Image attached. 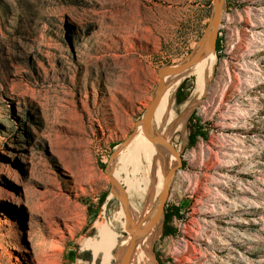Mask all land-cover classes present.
<instances>
[{
  "label": "rangeland",
  "instance_id": "374dc122",
  "mask_svg": "<svg viewBox=\"0 0 264 264\" xmlns=\"http://www.w3.org/2000/svg\"><path fill=\"white\" fill-rule=\"evenodd\" d=\"M214 27L215 0H0V264H122L158 174L155 150L114 154ZM218 42L206 84L170 96L182 168L149 264H264V0H223Z\"/></svg>",
  "mask_w": 264,
  "mask_h": 264
},
{
  "label": "bare ground",
  "instance_id": "6f19581e",
  "mask_svg": "<svg viewBox=\"0 0 264 264\" xmlns=\"http://www.w3.org/2000/svg\"><path fill=\"white\" fill-rule=\"evenodd\" d=\"M208 41H209V39H207L205 42L203 41L204 43H202L200 45V47L197 49V51L195 52V53H197V52L202 51V55H201V57L197 63H195L194 65H192L191 67L187 68L186 70H184L180 73L171 74V75H168L166 78H164V86H165L164 92L161 96V100H160L159 105L155 111L153 119L147 127V133L150 134L151 136H155V135L162 136L163 138H165V140L167 142L170 143L171 131L173 129H179L182 126H184L183 116H182V118L179 119V121L176 120L175 122H172L173 121L172 117H170L168 114V113H171L170 112V108H171L170 96L172 95L171 93L173 91V88L190 76H196L197 77V88L199 87V85L203 86L206 84L208 77H209L208 75L211 72V69H212L214 62H215V59H216V54L214 52L215 47L214 46H211L209 48L205 47ZM181 63L182 62H180L176 65H179ZM157 96H158V92L156 91V93L154 95V99ZM180 115H178V116H180ZM183 115H184V117L186 116V114H183ZM152 150L153 151L155 150V155H154L153 159H155L154 165H155L156 171L154 170V172L158 174V180H155V182L156 181L157 182L155 183L156 186L155 185L154 186L157 187V185L159 184V180L161 178V183H160L159 187L161 188V190H163V181L164 180H163V173H161V170H160L159 158H161L164 155L165 149L163 147L154 145L152 142L149 141L147 136H145V132H144L141 124L137 126V130H136L135 134L133 135V137L131 138L130 142L127 145H125L119 149V152H117L118 153L117 156H122V158H121L122 161H127V157H129V156L126 155V152H129V154H131V157H132L131 159H133L135 157H140V158H145L147 160L148 153H149V151L151 152ZM152 154H153V152H152ZM169 156H170V160H171V158L173 159L172 161H170L171 165H173V163H174L173 161L176 160V158H173V156L170 154H169ZM165 158H166V156H165ZM165 161H167V160H165ZM132 163L133 162H131V164ZM135 164H137V163H135ZM132 171H133V168H132ZM138 171H139V169H138ZM116 174H114V175L116 176ZM165 174L167 177L168 172H165ZM149 187H150V189L148 192V197L146 198L147 199V204H146L147 207H146L145 211L138 217V219H137V217L135 219V221H137V223H138V221L139 222L142 221L141 224H138V225L140 226L141 229L147 230V233H145V234H143L137 238L136 243H135V249L133 251L130 264H149L150 253H151V250L153 247L150 243V239H152V240L155 239L156 232H157L158 228L160 227L161 221L163 220L162 219L163 216H161L159 219H156L158 209H159V205L155 206V203H156L157 195L159 192H157L155 187H152V186H149ZM153 207H155V209L152 212L151 210ZM95 227L97 229V234H102L101 223H98V221H97ZM117 240H120V239H117ZM117 240H114L113 243L117 244L116 243ZM122 240L123 241L126 240V242L129 241V239H122ZM131 240H132V236H131ZM146 247H147L148 255L146 253ZM127 248H128V246H125V250H127ZM136 250H138V251L136 252ZM110 258H114L113 253H111Z\"/></svg>",
  "mask_w": 264,
  "mask_h": 264
},
{
  "label": "water",
  "instance_id": "95a60500",
  "mask_svg": "<svg viewBox=\"0 0 264 264\" xmlns=\"http://www.w3.org/2000/svg\"><path fill=\"white\" fill-rule=\"evenodd\" d=\"M222 17H223V0H215V27L213 32L210 34V37L208 38L209 41L206 44V48H209L211 46H214L216 49L218 38H219V29L221 27L222 23ZM202 55L201 52L194 53L191 57H189L187 60L182 62L179 65H173L170 67L163 68L159 71V84H158V96L154 99L151 108L146 112V114L143 116L141 126L143 127V130L145 132V136L149 139L150 142L153 144H156L157 146H165L169 149V151L175 156L177 160V165L173 167L172 169L169 170L168 175L165 179V186L161 195V199L159 202V209L157 213L156 219H159L161 216L164 215L165 207H166V202L169 196V184L171 181L172 176L177 172L180 168H182V158L181 155L175 150V148L165 140L162 136H151L150 134L147 133V127L150 124V122L153 119V116L155 114V111L159 105V102L161 100V96L164 92V78L168 75L171 74H177L180 73L187 68L191 67L195 63H197ZM161 146V147H162ZM117 154H114V160L116 159ZM113 187L115 188V180L112 179ZM118 196L119 199L126 205V199L124 196L120 195L116 190L114 191ZM126 212L129 215V211L127 209V206L125 207ZM130 224V223H129ZM128 226V225H127ZM128 229V228H127ZM132 231V240L131 243L129 244L123 258H122V264H130L131 257L133 254V251L135 249V243L136 240L139 236L147 233V230L141 229L140 226H133L129 228Z\"/></svg>",
  "mask_w": 264,
  "mask_h": 264
},
{
  "label": "trees",
  "instance_id": "16d2710c",
  "mask_svg": "<svg viewBox=\"0 0 264 264\" xmlns=\"http://www.w3.org/2000/svg\"><path fill=\"white\" fill-rule=\"evenodd\" d=\"M217 53L220 51L219 42H217ZM186 82H184L177 90V99L178 103L182 104L186 101V96L182 94L183 90L186 87ZM188 130H189V148H193L198 139L201 138L203 140H207L208 132L205 129L204 125L201 123V120L194 113L188 122Z\"/></svg>",
  "mask_w": 264,
  "mask_h": 264
},
{
  "label": "crops",
  "instance_id": "0c3cea01",
  "mask_svg": "<svg viewBox=\"0 0 264 264\" xmlns=\"http://www.w3.org/2000/svg\"><path fill=\"white\" fill-rule=\"evenodd\" d=\"M84 253H86V252H84ZM80 260H81V259H77L76 261H79V262H80ZM69 264H77V263L71 261Z\"/></svg>",
  "mask_w": 264,
  "mask_h": 264
}]
</instances>
